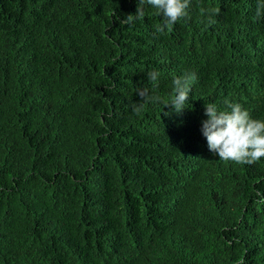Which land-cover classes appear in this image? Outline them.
<instances>
[{"label":"trees","instance_id":"1","mask_svg":"<svg viewBox=\"0 0 264 264\" xmlns=\"http://www.w3.org/2000/svg\"><path fill=\"white\" fill-rule=\"evenodd\" d=\"M258 1L190 0L157 32L147 3L121 21L139 0H0V264H264V157L201 132L205 102L264 118ZM191 71L179 111L137 94Z\"/></svg>","mask_w":264,"mask_h":264},{"label":"clouds","instance_id":"2","mask_svg":"<svg viewBox=\"0 0 264 264\" xmlns=\"http://www.w3.org/2000/svg\"><path fill=\"white\" fill-rule=\"evenodd\" d=\"M151 5L161 22L156 27L157 32H164L181 18L188 17L190 0H139L136 12L129 13L122 22L131 23L145 15L144 4ZM258 14L264 11V0L252 3ZM246 23V22H244ZM264 23L260 24L262 26ZM252 30L245 34L242 29L236 33L237 40L245 48H251V54H261L260 37L254 31L253 23L248 24ZM249 55V53L247 54ZM247 57H242L243 59ZM161 72L152 69L147 73V78L153 86L159 83ZM197 79L194 71L185 72L172 77V93L167 99L158 93H150L148 88H137V94L143 99L153 103L171 105L174 110L182 109L192 91V86ZM142 99V100H143ZM225 107H220L214 102H205L204 112L206 118L201 121V132L206 137L207 146L220 159L236 162H252L264 157V118L254 117L249 109L239 101H225Z\"/></svg>","mask_w":264,"mask_h":264}]
</instances>
